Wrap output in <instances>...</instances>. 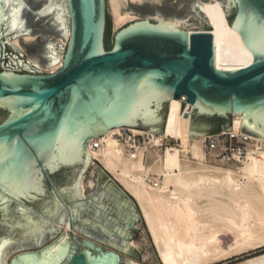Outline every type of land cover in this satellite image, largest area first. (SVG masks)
<instances>
[{
    "label": "water",
    "instance_id": "95a60500",
    "mask_svg": "<svg viewBox=\"0 0 264 264\" xmlns=\"http://www.w3.org/2000/svg\"><path fill=\"white\" fill-rule=\"evenodd\" d=\"M216 1L253 54L247 68L216 67L197 0H119L122 13L185 30L141 19L114 36L109 0H0V264H122L119 251L142 260L126 242L141 223L130 196L102 168L99 197L83 198L80 184L92 139L116 128L165 133L171 100L186 98L178 136L211 135L205 118L232 132L239 116L242 133L264 139V0ZM36 34L44 39L20 40L29 59L10 44ZM68 221L84 239L52 224Z\"/></svg>",
    "mask_w": 264,
    "mask_h": 264
},
{
    "label": "bare ground",
    "instance_id": "6f19581e",
    "mask_svg": "<svg viewBox=\"0 0 264 264\" xmlns=\"http://www.w3.org/2000/svg\"><path fill=\"white\" fill-rule=\"evenodd\" d=\"M121 1L128 6V0ZM212 1L215 4L197 2L205 6L213 27L216 67L224 71L249 67L253 54L244 45L241 35L230 28L227 9L226 17L217 1ZM109 3L116 29L138 21L135 15L122 13L119 0H109ZM158 20L182 29L176 22L159 17ZM21 39L31 42L33 37H18L10 43L21 46ZM62 59L54 67L44 69L50 74L56 73ZM185 99L171 100L165 133L132 130L135 135L150 137L145 147L131 146L134 151L127 152L117 139V135H122V128L92 139L88 147L92 162L101 163L137 202L159 251L161 264H218L264 247V139L242 133L244 119L239 122V116H234L233 133L251 138L247 143V158L242 165L208 158L204 150L205 135L178 136ZM169 140L176 146L163 149ZM95 144L98 149L94 148ZM255 145H262L263 149L257 152ZM52 224L62 228V233H76L71 230L69 221L66 227L56 222ZM119 252L122 264H146ZM239 264H264V253Z\"/></svg>",
    "mask_w": 264,
    "mask_h": 264
},
{
    "label": "rangeland",
    "instance_id": "374dc122",
    "mask_svg": "<svg viewBox=\"0 0 264 264\" xmlns=\"http://www.w3.org/2000/svg\"><path fill=\"white\" fill-rule=\"evenodd\" d=\"M152 1L155 2V0H152ZM222 1H224V0H222ZM130 3L137 4L139 2H132L130 0ZM128 4H129V2H128ZM224 6L228 11V6L227 5H224ZM110 10H111V7H110ZM111 16H112V22H113L112 36H114L116 34V32L119 31L122 27L119 29H116L114 15H113L112 10H111ZM137 17L138 16H136V18ZM141 19H148L150 21H159L158 17H149V18L138 17L137 18V20H141ZM228 19H229V14H228ZM128 24H126V25H128ZM126 25H124V26H126ZM204 27H205V24H203V26H192V27H188L187 25L185 26L186 29H202ZM182 29L185 30L183 27H182ZM194 32H201V31H194ZM32 37H33V39L31 42H35L36 40H38L39 37L44 39L43 34H36V35H33ZM11 45H13V44H11ZM18 48L29 59V57L27 56V54L25 53L23 48L21 46H18ZM42 71H44L43 73H45V74H50L48 69H42ZM233 119H234V117H232V123H233ZM124 130L122 132V135H117V139H119L125 145V147L127 148V152H131L130 147H131V144H133L132 141H130L129 137H131L132 140H134L136 145L139 147H145V145L150 142V139L148 141V138H150L149 136H144V135H136L135 136V134L132 132V130H134V129H130L134 135L130 131H128V129H126L125 131ZM135 130H139V131H143V132H150L151 131V130L147 131V130H142V129H135ZM157 134H159V133H157ZM205 136H208V135H205ZM168 146H176V143L173 140H169V142L166 141L164 143L163 149H166ZM99 168L103 169L101 163H99L98 161L91 162V164L89 165L88 169L86 170L85 174L82 177L80 188H81L82 196L85 199H92L93 197H99V192H98L99 180H100V175H99V171H98ZM108 174L110 175L111 181L115 184V186H118L121 189V191L126 192L125 188L110 173H108ZM108 183L109 182H104V184L101 185L102 189H104V187ZM130 198L133 201V204L135 206L136 212L140 218L141 223H139V222L135 223V227L140 229V231L136 230L134 228L132 229V231H129V233L131 235H133L134 237L132 238L131 241H126V242H127V244L130 243V246L132 245V247L138 251V253L141 255L142 260L137 259L131 255H128V254L125 255L124 252H122V251L121 252L124 254L125 257L128 256V257L132 258L133 260H139V261H142L146 264H161L160 254H159V251L157 249V246L155 245V242L153 240V237H152V234L149 230V227H148L145 219L143 218V216L141 214V211H140V208H139L137 202L131 196H130ZM62 232H63V229L60 233H62ZM75 235L79 239L85 238L83 235H81V233H78V232H76ZM261 253H264V247L257 249V250H254V251H251V252H248V253H245V254H242L240 256L230 258V259L223 261L221 263H218V264H239V263L244 262L246 259L251 258V257L258 255V254H261Z\"/></svg>",
    "mask_w": 264,
    "mask_h": 264
},
{
    "label": "built area",
    "instance_id": "2783aa9c",
    "mask_svg": "<svg viewBox=\"0 0 264 264\" xmlns=\"http://www.w3.org/2000/svg\"><path fill=\"white\" fill-rule=\"evenodd\" d=\"M128 131L131 132L130 129H128ZM129 139L134 144L133 145L128 141L131 146H137L135 141L132 140L131 137H129ZM250 141L251 138L244 134L236 135L233 133V131H222L218 134H212L205 137L204 150L208 158H215L221 161L232 162L238 165H242L243 161L247 158V143ZM254 147L255 151L257 152H260L263 149L262 145H255ZM94 148L98 149V144H95ZM130 150L134 151V149L132 148H130Z\"/></svg>",
    "mask_w": 264,
    "mask_h": 264
},
{
    "label": "trees",
    "instance_id": "16d2710c",
    "mask_svg": "<svg viewBox=\"0 0 264 264\" xmlns=\"http://www.w3.org/2000/svg\"><path fill=\"white\" fill-rule=\"evenodd\" d=\"M106 47L108 50H110L112 48L109 17H108V27H107V33H106ZM2 115H3V113L0 111V117ZM205 121L207 122L208 125H211L214 127V130L210 131V134L220 133L225 128H227L229 123H230V121L220 119V118H205Z\"/></svg>",
    "mask_w": 264,
    "mask_h": 264
},
{
    "label": "flooded vegetation",
    "instance_id": "af4514ba",
    "mask_svg": "<svg viewBox=\"0 0 264 264\" xmlns=\"http://www.w3.org/2000/svg\"><path fill=\"white\" fill-rule=\"evenodd\" d=\"M3 65H4V61H3ZM3 69H4V68H3ZM205 127H206L209 131L214 130V127L211 126V125H208V124H207ZM12 257H13V256H12ZM12 257H11V258H12ZM11 258H10V259H11Z\"/></svg>",
    "mask_w": 264,
    "mask_h": 264
}]
</instances>
